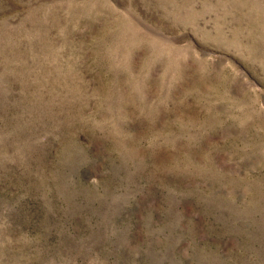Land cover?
Masks as SVG:
<instances>
[{"label": "rangeland", "instance_id": "rangeland-1", "mask_svg": "<svg viewBox=\"0 0 264 264\" xmlns=\"http://www.w3.org/2000/svg\"><path fill=\"white\" fill-rule=\"evenodd\" d=\"M0 264H264V0H0Z\"/></svg>", "mask_w": 264, "mask_h": 264}]
</instances>
